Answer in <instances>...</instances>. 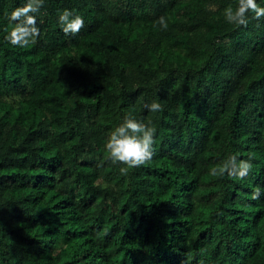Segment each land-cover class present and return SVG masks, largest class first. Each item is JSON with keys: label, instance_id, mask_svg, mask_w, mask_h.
<instances>
[{"label": "trees", "instance_id": "trees-1", "mask_svg": "<svg viewBox=\"0 0 264 264\" xmlns=\"http://www.w3.org/2000/svg\"><path fill=\"white\" fill-rule=\"evenodd\" d=\"M26 2L0 0V264H264V18L229 24L238 0H44L37 43L14 47ZM126 116L151 121L154 155L123 175L104 145ZM230 155L248 175H211Z\"/></svg>", "mask_w": 264, "mask_h": 264}, {"label": "clouds", "instance_id": "clouds-1", "mask_svg": "<svg viewBox=\"0 0 264 264\" xmlns=\"http://www.w3.org/2000/svg\"><path fill=\"white\" fill-rule=\"evenodd\" d=\"M43 2L44 0H27L22 7H17L8 14L9 23L14 25L10 30L6 29L8 34L5 39L8 43L21 48L37 43L40 36V30L36 26L37 14ZM249 13L253 14L252 19L260 20L264 18V7L259 6L256 0H238L235 10L231 6L224 10L225 19L229 24L244 27L249 22ZM160 22L163 24V18ZM57 23L65 35H76L84 27L83 17L75 15L68 9L59 13ZM145 108L154 113L162 111L161 104L155 101L145 105ZM150 125L151 121L145 124L131 116H126L108 136L104 148L113 163L124 165L120 168L121 174L126 175L130 169L138 168L153 158L155 128ZM251 167L247 160H238L235 155H230L211 169V175L219 177L227 175L243 179L248 175ZM262 194L264 192L257 187L251 198L259 199Z\"/></svg>", "mask_w": 264, "mask_h": 264}, {"label": "bare ground", "instance_id": "bare-ground-1", "mask_svg": "<svg viewBox=\"0 0 264 264\" xmlns=\"http://www.w3.org/2000/svg\"><path fill=\"white\" fill-rule=\"evenodd\" d=\"M150 197V196H149Z\"/></svg>", "mask_w": 264, "mask_h": 264}]
</instances>
